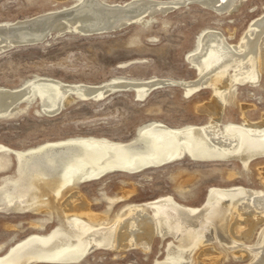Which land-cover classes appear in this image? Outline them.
<instances>
[{"label": "bare ground", "instance_id": "6f19581e", "mask_svg": "<svg viewBox=\"0 0 264 264\" xmlns=\"http://www.w3.org/2000/svg\"><path fill=\"white\" fill-rule=\"evenodd\" d=\"M242 1L185 0L181 4H195L222 16ZM178 5L172 0H128L120 4L76 0L63 11L24 22L0 23V52L52 34L77 32L89 36L109 34L133 24L147 27L155 16L179 9ZM226 37L230 39L233 34ZM198 38L196 50L186 58L195 68L197 80L184 85L182 93L190 97L201 88L209 89L211 99L200 107L208 116L205 125L171 128L153 123L125 143L76 139L45 142L26 150L0 145V171L13 161L15 173L14 178L5 177L0 182V213L30 215L28 226L34 231H43L51 221L59 222L47 235H30L12 245L0 256V264H79L96 250L124 253L136 248L147 253L156 237H169L178 245L170 242L164 261L155 264L219 263L225 254L211 249L213 241L228 246L235 260L250 256L248 264H264V227L253 249L243 248L264 219L263 189H213L198 208L170 196L161 197L144 204H125L113 216L111 207L125 199L127 192L120 197H107L101 192L107 206L97 213L81 191L82 185L112 169L137 171L175 163L183 157L200 162L237 160L246 168L250 162L264 158L263 118L255 123L245 119L240 125L222 123L225 107L234 102L237 87L256 88L260 74H264V16L253 22L236 45L209 28ZM159 82L115 77L93 86L33 79L15 89H0V118L14 117L33 103L43 113L56 114L75 101H102L108 92L120 88L143 101ZM244 109L240 111L243 115ZM2 249L0 245V252Z\"/></svg>", "mask_w": 264, "mask_h": 264}, {"label": "rangeland", "instance_id": "374dc122", "mask_svg": "<svg viewBox=\"0 0 264 264\" xmlns=\"http://www.w3.org/2000/svg\"><path fill=\"white\" fill-rule=\"evenodd\" d=\"M125 1L128 0H105L119 4ZM172 1L180 3L179 9L155 16L147 27L133 24L109 34L99 32L89 36L77 32L52 34L0 52V89H15L41 78L93 86L106 84L115 77L160 81L159 87L152 89L143 101L120 88L108 92L102 101H75L56 114L43 113L33 103L14 117L0 118V145L26 150L45 142L76 139L125 143L134 139L139 129L153 123L171 128L205 125L208 116L200 107L210 101L211 93L201 88L190 97L184 96V85L197 80L196 70L186 58L196 50L198 37L207 28L217 30L225 41L236 45L253 22L264 16V0H243L238 8L222 16L195 4L182 7L185 0ZM75 3L76 0H0V23L24 22L44 13L63 11ZM229 34H233L230 39L226 37ZM235 97L225 107L223 124L240 125L245 119L252 123L264 119V74H260L256 88L237 87ZM242 107H245L244 115L240 112ZM12 163L0 171V182L5 177H15ZM239 163L237 160L200 162L183 157L175 163L137 171L112 169L103 178L82 185L81 191L97 213L107 206L100 194L120 197L127 192L125 199L113 204L111 216L125 204H144L169 196L183 205L198 208L213 189L264 190V179L260 176L264 158L250 162L246 168ZM31 219L28 214L0 213V245H3L0 256L18 241L34 234L47 235L59 224L51 221L43 231H34L28 226ZM263 227L264 219L243 248L253 249ZM170 242L174 241L169 237H156L147 253L136 248L124 253L96 250L79 264L162 263ZM210 247L225 254L223 261L214 264L249 263L250 256L233 259L224 244L213 241Z\"/></svg>", "mask_w": 264, "mask_h": 264}]
</instances>
